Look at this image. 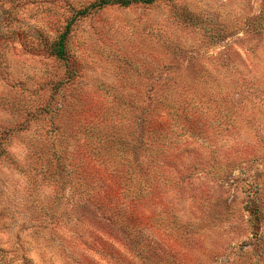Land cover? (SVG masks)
Masks as SVG:
<instances>
[{
  "label": "rangeland",
  "instance_id": "rangeland-1",
  "mask_svg": "<svg viewBox=\"0 0 264 264\" xmlns=\"http://www.w3.org/2000/svg\"><path fill=\"white\" fill-rule=\"evenodd\" d=\"M97 1L0 0V264H264V0Z\"/></svg>",
  "mask_w": 264,
  "mask_h": 264
},
{
  "label": "trees",
  "instance_id": "trees-1",
  "mask_svg": "<svg viewBox=\"0 0 264 264\" xmlns=\"http://www.w3.org/2000/svg\"><path fill=\"white\" fill-rule=\"evenodd\" d=\"M131 1H135V0H98V4H105L108 2H115V3H119L122 5H126L129 4ZM142 1H146L148 2L149 0H142ZM97 3H91L89 5L93 6ZM84 10L86 9H82V10H78L77 13H82L84 12ZM69 25V21L68 23L65 25V27H63L62 31L56 36V38L53 39V41L50 43L49 45V50L50 52L56 57V58H63L65 55V39H64V35L66 33L67 27Z\"/></svg>",
  "mask_w": 264,
  "mask_h": 264
}]
</instances>
